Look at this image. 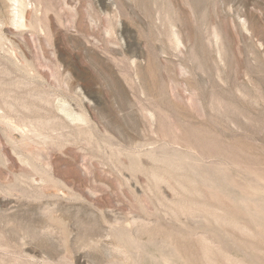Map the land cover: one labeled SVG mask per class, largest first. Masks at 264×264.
Returning <instances> with one entry per match:
<instances>
[{"label":"rangeland","instance_id":"obj_1","mask_svg":"<svg viewBox=\"0 0 264 264\" xmlns=\"http://www.w3.org/2000/svg\"><path fill=\"white\" fill-rule=\"evenodd\" d=\"M0 264H264V0H0Z\"/></svg>","mask_w":264,"mask_h":264}]
</instances>
